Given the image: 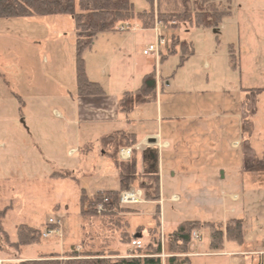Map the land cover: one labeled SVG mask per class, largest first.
Segmentation results:
<instances>
[{
    "label": "rangeland",
    "instance_id": "1",
    "mask_svg": "<svg viewBox=\"0 0 264 264\" xmlns=\"http://www.w3.org/2000/svg\"><path fill=\"white\" fill-rule=\"evenodd\" d=\"M132 1L137 11L149 8L146 0ZM129 27L133 30L100 35L83 58L92 81H102L114 95L139 90L136 76L145 65L161 78L156 99L137 107L119 127H78L72 113L77 98L72 18L0 20V211L10 208L3 225L16 241L20 226L47 233L50 220L61 222L59 236L43 237L20 254L8 251L11 256L0 264L54 253L125 256L131 249L121 242L123 232L140 231L146 242L154 229L166 238L186 221L243 220L248 239L264 238V174L249 170L264 160V0H233L232 15L218 33L187 25L170 29L157 21L151 30ZM157 35L167 40L158 64L143 54ZM116 127L138 139L160 132L162 142H170V148L158 147L160 198L151 201L141 189L145 203L132 206L124 220L83 217V190L93 199L121 189L119 160L103 142ZM131 148L135 154L142 149ZM55 173L69 177L51 178ZM201 232L203 239L188 248L191 264L260 262L258 255L212 252L209 232ZM163 251L166 264V239Z\"/></svg>",
    "mask_w": 264,
    "mask_h": 264
},
{
    "label": "trees",
    "instance_id": "2",
    "mask_svg": "<svg viewBox=\"0 0 264 264\" xmlns=\"http://www.w3.org/2000/svg\"><path fill=\"white\" fill-rule=\"evenodd\" d=\"M149 8L137 11L132 0H0V20L43 18L53 16H69L72 18L76 36L75 78L77 96L103 97L106 92L99 83L92 82L87 74L84 52L92 49L98 37L107 33H116L124 24L140 26L143 30L154 28L156 21L166 28L179 29L187 25L190 28L214 29L218 33L223 21L232 15L233 0H146ZM176 38H173V41ZM172 41V43H173ZM186 47V43L178 45ZM173 46V45H172ZM176 46V47H177ZM175 47V48H176ZM175 48H171V53ZM169 53V54H171ZM233 59L236 55L233 53ZM157 81L156 72L143 78L142 86L136 92H126L119 102V113L129 120L135 109L156 99ZM105 146L112 150V155L119 158L123 149H132L140 140L135 134L122 133L109 136L103 140ZM127 147V148H125ZM134 153V152H133ZM120 191L97 193L90 199L83 190L80 198V210L83 217H100L102 220H124L134 211L131 207L119 205V196L122 192L137 188L145 192L147 199L158 201L161 195V178L157 174L137 173V163L132 161L127 165L119 164ZM257 171L264 172V166L256 165ZM68 175L55 173L51 178H68ZM112 199L113 204L106 206L99 213L96 205L104 197ZM90 201L89 211L84 209ZM10 208L0 211V259L11 256L8 251L20 254L22 248L39 244L43 238L40 230L29 226H20L17 229L16 241H13L4 228V220ZM94 211V212H90ZM49 228V226H48ZM47 228V229H48ZM207 230L210 237V250L221 252L226 242H233L240 246L245 244L243 221L232 219L226 224L203 223L201 221H186L181 223L176 230L166 236L169 246V255L166 264H191L188 248L195 232ZM202 233V232H201ZM135 239L142 241L141 248H132ZM122 244L130 247V253L125 256L116 251L106 255L104 252L88 251L82 254L72 253L69 257L61 253L41 255L38 259L24 260L18 264H163L164 254L161 231L154 229L146 242L142 239L140 231L136 233L123 232ZM116 257L117 259H114ZM11 264V263H7Z\"/></svg>",
    "mask_w": 264,
    "mask_h": 264
},
{
    "label": "crops",
    "instance_id": "3",
    "mask_svg": "<svg viewBox=\"0 0 264 264\" xmlns=\"http://www.w3.org/2000/svg\"><path fill=\"white\" fill-rule=\"evenodd\" d=\"M99 38V37H98ZM95 45V44H94ZM76 59V57H75ZM157 63V62H156ZM87 68V74L89 76V79L92 81V77L90 75V70ZM148 67L145 65L143 66L142 71H140V74L136 76V78L140 77L141 83L143 81V78L152 73L147 71ZM148 72V73H147ZM160 79L156 77L157 81V88L159 87L158 84H160ZM94 80V79H93ZM96 82V81H92ZM96 83L103 84L102 81H98ZM103 87L105 85H102ZM105 89V88H104ZM106 94L103 97H87V98H81L78 97L74 100L73 104V124L78 125L80 127L83 124H91V125H96V126H101V125H110V126H117L119 127L120 125H124L125 123H129V120H125L119 113V102L121 97L128 91H124L120 95L117 94H110L107 91H105ZM131 117V116H130ZM72 124V123H68ZM72 124V125H73ZM114 129L115 131L106 136L105 138L117 134H122V133H129V134H134L127 132L123 129ZM78 130H80L78 128ZM136 135V134H135ZM137 136V135H136ZM162 135L160 132H145L142 138H139L140 143L137 146H140L142 148L141 150H136L137 154H133V157L130 161H122L120 158H118V162L123 165H127L128 163L135 161L137 163V173L140 174H157L159 173L160 175V161H161V149L164 148H170V142L167 140L165 142H162ZM149 143L147 145L146 143ZM154 142V143H150ZM152 148H148V147ZM161 148L160 150L158 149ZM159 150V152H158ZM77 152L75 150L70 151V156H74ZM255 162H258L257 165L259 166H264V160H257ZM256 165H252L249 167L250 171H256L255 169ZM259 173L264 174V172L259 171ZM161 178V175H160ZM137 182L136 186H138ZM264 190V189H263ZM198 221V220H197ZM243 221V220H241ZM229 222V221H228ZM226 223H222L226 225ZM264 223V222H263ZM264 225V224H263ZM245 222H243V231H244V237H245V244L240 246L236 243L233 242H226L224 250L221 252H225L221 255H239V256H248V255H258L261 259L258 264H264V238L260 241H257V239H248L246 232H245ZM200 243L198 244V246ZM263 245V246H262ZM230 252V253H229ZM201 254V253H199ZM220 255V253H218ZM248 254V255H247ZM217 255V254H213ZM204 256V255H202ZM194 257V256H192ZM191 257V259H192ZM23 258V257H22ZM25 260H33V258H23ZM257 264V263H255Z\"/></svg>",
    "mask_w": 264,
    "mask_h": 264
},
{
    "label": "built area",
    "instance_id": "4",
    "mask_svg": "<svg viewBox=\"0 0 264 264\" xmlns=\"http://www.w3.org/2000/svg\"><path fill=\"white\" fill-rule=\"evenodd\" d=\"M128 25V26H127ZM129 27V24H124L119 26L118 32H128L131 31ZM167 40L157 35L156 41L154 44H151L146 50H144V56L152 57L156 60L157 64L161 60L162 50L166 46ZM133 157V150L132 149H123L120 151V159L123 161H130ZM144 193L139 188H132L130 190H126L122 192L119 196V205L122 207H132L136 205H140L142 203H145L144 201ZM113 204V201L109 197H104L101 202H99L96 205L97 212L101 213L106 206H111ZM49 228L47 229V233H43L44 238H48L49 235H60V229H61V222L57 220H50L48 223ZM161 239H162V246L165 243V233L161 229ZM203 239L201 232H195L192 237V241L190 243V247H195V245L200 242ZM143 246V243L139 239H135L132 242V248H141ZM194 255V254H192ZM192 255H189L192 256Z\"/></svg>",
    "mask_w": 264,
    "mask_h": 264
},
{
    "label": "water",
    "instance_id": "5",
    "mask_svg": "<svg viewBox=\"0 0 264 264\" xmlns=\"http://www.w3.org/2000/svg\"><path fill=\"white\" fill-rule=\"evenodd\" d=\"M150 143H154V142H150Z\"/></svg>",
    "mask_w": 264,
    "mask_h": 264
}]
</instances>
